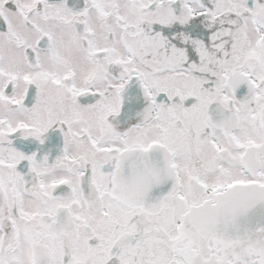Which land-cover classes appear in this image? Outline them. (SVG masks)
<instances>
[{"label":"snow or ice","instance_id":"1","mask_svg":"<svg viewBox=\"0 0 264 264\" xmlns=\"http://www.w3.org/2000/svg\"><path fill=\"white\" fill-rule=\"evenodd\" d=\"M0 264H264V0H0Z\"/></svg>","mask_w":264,"mask_h":264}]
</instances>
